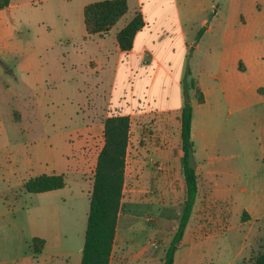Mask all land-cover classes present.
Instances as JSON below:
<instances>
[{
  "label": "rangeland",
  "instance_id": "374dc122",
  "mask_svg": "<svg viewBox=\"0 0 264 264\" xmlns=\"http://www.w3.org/2000/svg\"><path fill=\"white\" fill-rule=\"evenodd\" d=\"M94 1L98 0H20L12 19L8 18L9 29L0 31L5 34L0 42V58L5 63H0V84L5 81L8 86L0 92V162L8 164V169L1 168L0 172L14 168L13 187L24 206L25 226L30 216H42L37 225H55L61 241L74 240L83 233L94 158L104 143L103 131H96L93 150L85 155V177L77 172L76 141L83 119L102 117L111 80L108 71L105 82L95 88L92 102L87 104L82 99L81 75L95 74L70 36L86 33L83 7ZM127 5L126 13L109 31L110 40L137 11L145 14L153 28L160 20H167L163 25L166 38H175L180 28L186 33L190 46L184 67L197 79L215 82L213 76L218 71L213 61L218 55L225 56L228 64L237 54L242 60L248 59L250 69L244 81L254 72L259 76L264 66V0H127ZM240 18L251 24L252 31L224 34L241 22ZM14 111L20 114L16 122L12 119ZM246 123L252 143L246 141L242 152L230 149L195 154L197 160L203 156L208 161L204 169L205 173L210 171L206 177L218 198L213 202L217 221L213 223L209 217L204 189L186 237L177 244L174 264H253L251 258L264 247V146L252 120L246 119ZM53 172L63 173V188L26 191L23 183L30 177ZM138 183L128 178L124 181L113 264H162L176 231L177 223H173L183 209L184 200L179 206L168 202L163 209L168 221L158 225L153 205L140 201L144 195L154 196L156 189H145ZM244 211L253 218L248 219ZM70 256L75 259L77 250L73 249Z\"/></svg>",
  "mask_w": 264,
  "mask_h": 264
},
{
  "label": "crops",
  "instance_id": "0c3cea01",
  "mask_svg": "<svg viewBox=\"0 0 264 264\" xmlns=\"http://www.w3.org/2000/svg\"><path fill=\"white\" fill-rule=\"evenodd\" d=\"M19 5L20 0H10L8 6L0 9V31L9 29L8 18L12 19V12ZM142 16L144 25L136 32L132 47L128 50L120 49L116 41V34L124 25L111 40L109 32L101 36H88L85 32L70 36L72 43L79 45L81 58L95 74L81 75L82 99H86V103L90 104L96 93L95 88L105 82L108 71L111 79L104 97L102 117L92 115L83 119L84 126L80 129L81 133L76 141L78 162L75 167L76 171L85 177V155L92 152L95 143L93 137L96 131H103L104 119L112 115H127L130 129L124 181L128 178L132 179L134 184L139 182L138 185H144V188L152 186L156 189L154 196L144 195L140 201L145 205H153L160 225L168 221L167 217L163 216V209L168 202L179 206L178 203H182L185 197V185L181 175L179 119L181 109L187 103L185 96L190 98L193 113L191 139L194 158L197 152H207L208 155L213 151L230 149H240L242 152L246 141H251L247 135L246 119L252 120L259 134L258 140L264 146V66L259 70V76L254 72L250 80L244 81L243 77L250 69L248 59L242 60L241 55L237 54L228 64L225 56L218 55L213 61L218 73L213 76L215 82L212 83L195 78L189 70L190 77L196 81L204 95V101L200 103L193 91L188 94L183 92L184 61L190 46L186 33L180 28L175 38H166L163 25L168 24L167 20H160L156 24L158 27L153 28L144 13ZM240 20L241 22L230 26L225 32L222 30L221 34H229L234 30L240 35L251 32V24L242 18ZM177 23L182 25L181 19H177ZM215 25L219 26L221 23L216 22ZM208 29H212L211 23ZM4 36L5 34H0V42ZM177 52L179 57H176ZM0 63L5 65L1 58ZM9 72L14 74L12 70ZM1 88H8L5 81L0 84V92ZM12 119L14 122L18 121L20 114L14 111ZM72 143L75 142L71 141ZM195 160L198 190L194 207L203 198L205 189L209 202V217L214 223L217 221V214L213 202L218 198L206 177L210 172L205 173L204 169L208 161L206 162L203 156ZM1 168L7 170L8 164L0 162ZM69 168H72V165H69ZM6 170L5 173L0 172V264H80L87 213L83 233L74 240L70 238L68 241H61L62 237L55 225L44 228L37 225L36 222H40L42 217L39 215L30 216L25 226L24 206L18 200V193L13 187V177L16 173L12 167L9 172ZM37 175L39 174L34 176ZM20 198L22 199V193ZM243 214L248 219L253 218L246 211ZM189 220L181 242L186 237ZM117 231L118 222L113 249ZM33 237L44 240L43 247L38 252H34L31 247ZM73 249L77 250V256L72 260L70 253ZM113 249L109 264H113Z\"/></svg>",
  "mask_w": 264,
  "mask_h": 264
},
{
  "label": "trees",
  "instance_id": "16d2710c",
  "mask_svg": "<svg viewBox=\"0 0 264 264\" xmlns=\"http://www.w3.org/2000/svg\"><path fill=\"white\" fill-rule=\"evenodd\" d=\"M10 0H0V9L8 6ZM128 9L127 0H98L83 7V22L88 36L104 35L115 25ZM144 25L142 13L137 11L117 32L116 41L120 49L132 47L136 32ZM184 94L193 91L198 102L204 101V95L196 81L185 69L182 78ZM192 107L185 103L180 112L181 139V175L185 183V199L179 216L176 231L165 252L162 264H173L179 242L195 204L198 184L194 168L188 166V148L193 146L191 139ZM130 120L127 115H112L103 121L104 143L98 152L93 171L92 189L89 198L86 229L80 264H109L113 249L118 213L123 197L126 150ZM65 186L62 173L39 174L29 178L24 187L31 193H40L60 189ZM44 240L33 237L31 247L38 252ZM253 264H264V247L252 258Z\"/></svg>",
  "mask_w": 264,
  "mask_h": 264
},
{
  "label": "water",
  "instance_id": "95a60500",
  "mask_svg": "<svg viewBox=\"0 0 264 264\" xmlns=\"http://www.w3.org/2000/svg\"><path fill=\"white\" fill-rule=\"evenodd\" d=\"M190 100L189 96H185V101L188 103ZM188 166L190 168H194L196 167V162H195V158H194V154H193V149L191 146H189L188 148ZM176 244H178V242H176Z\"/></svg>",
  "mask_w": 264,
  "mask_h": 264
}]
</instances>
